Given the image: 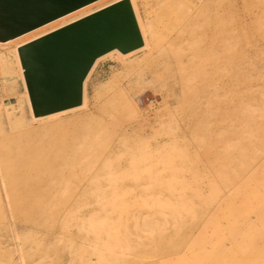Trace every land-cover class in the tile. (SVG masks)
<instances>
[{
	"label": "rangeland",
	"instance_id": "374dc122",
	"mask_svg": "<svg viewBox=\"0 0 264 264\" xmlns=\"http://www.w3.org/2000/svg\"><path fill=\"white\" fill-rule=\"evenodd\" d=\"M108 1L0 41V264H264V0H130L146 46L34 117L15 47ZM166 4L217 22L219 74Z\"/></svg>",
	"mask_w": 264,
	"mask_h": 264
},
{
	"label": "water",
	"instance_id": "95a60500",
	"mask_svg": "<svg viewBox=\"0 0 264 264\" xmlns=\"http://www.w3.org/2000/svg\"><path fill=\"white\" fill-rule=\"evenodd\" d=\"M98 0H0L6 42ZM144 40L130 0H120L19 48L34 117L78 107L96 60L138 50Z\"/></svg>",
	"mask_w": 264,
	"mask_h": 264
},
{
	"label": "bare ground",
	"instance_id": "6f19581e",
	"mask_svg": "<svg viewBox=\"0 0 264 264\" xmlns=\"http://www.w3.org/2000/svg\"><path fill=\"white\" fill-rule=\"evenodd\" d=\"M102 1L103 0L95 1V2H93L91 4H89V5H86L83 8L90 7L91 5H94V4H96L98 2H102ZM118 1H120V0H114L111 3H109V1H108V4L103 5V6L99 7L98 9H95L94 11H90L87 14H84L82 16H79L77 18H74L71 21H68L67 24L72 23L74 21H77V20H79V19H81V18H83V17H85L87 15H90V14H92V13H94V12L100 10V9H103V8L109 6V5H112L113 3H116ZM133 2H131V4ZM133 5L134 4H132V7H133ZM135 8H134V10H135ZM165 12H168V14L170 15V17H172V19H171V22L172 23L181 22L184 25V28L181 31H179L181 34L178 33L175 37H173L171 39V42L172 43H177V41H179L180 38L182 37L181 35L183 34V32L185 30H188L189 27H192V26H196L198 28L196 30H198L199 33L201 32L202 33L201 35L204 34V36H207L208 34H210V36H207L206 38H204L205 39L204 40V43H203L204 46L202 45V48H201L202 50H201V53H200V57L199 58L204 63V65H202L203 66V73L204 74H206L207 71H209V70H212L215 73V75L219 74V70H220V47H221L220 46V43L221 42L219 41L220 32H219V28H218L217 22H213L211 24L208 23V22H205V19H204V16H203L204 13L202 12V10H197V9L194 10L193 9L190 12L188 9H186V7L183 8V9H180L177 4H175V5L166 4V6H165ZM135 13H136V10H135ZM137 14L138 13H136L138 25L140 27V31L142 33L143 40L145 41V38H144V30H143L142 24H141L140 19L138 18V15ZM67 24L64 23V24H62L60 26H57V27L53 28L49 32H46V33L44 32V33H42V34H40V35H38L36 37H33L32 39L31 38L30 39L28 38V41H25L23 43H20L19 45H17V47H15L16 48V51H17L18 60H19V63H20V66H19L20 67V71H21L23 77H24V70H23L22 65H21V62H20V56H19V51H18L19 48L22 47L23 45H25V44H27V43H29V42L37 39V38H39V37H42L43 35H46V34L52 32L54 30H57V29L65 26V25H67ZM27 34L28 33H25V34H23L21 36H24V35H27ZM209 37H211V39H209ZM144 45L146 46V42L144 43ZM115 51H118V50H113V51H110L108 53L115 52ZM108 53H106V54H108ZM106 54H104V55H106ZM24 82H25V79H24ZM25 86H26V82H25ZM26 92L28 94L27 86H26ZM29 102H30V106H31V109H32L31 101L29 100ZM83 104H84V95H83ZM63 111H66V110H63ZM60 112H62V111H60ZM56 113H59V112H56ZM37 118H40V117H37Z\"/></svg>",
	"mask_w": 264,
	"mask_h": 264
}]
</instances>
